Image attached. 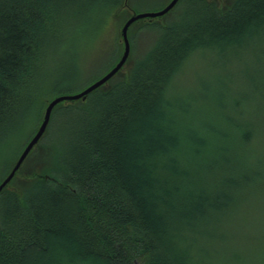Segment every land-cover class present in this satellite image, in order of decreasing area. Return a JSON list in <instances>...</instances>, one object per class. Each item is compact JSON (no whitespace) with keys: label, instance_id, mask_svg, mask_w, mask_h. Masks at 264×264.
Here are the masks:
<instances>
[{"label":"trees","instance_id":"16d2710c","mask_svg":"<svg viewBox=\"0 0 264 264\" xmlns=\"http://www.w3.org/2000/svg\"><path fill=\"white\" fill-rule=\"evenodd\" d=\"M108 1L103 19L125 22ZM74 4L0 0V181L47 103L100 78L79 86ZM163 21L136 22L127 68L54 108L20 172L37 176L0 196V264L58 242L73 257L55 264H263L264 0H180ZM195 61L207 70L181 98Z\"/></svg>","mask_w":264,"mask_h":264},{"label":"rangeland","instance_id":"374dc122","mask_svg":"<svg viewBox=\"0 0 264 264\" xmlns=\"http://www.w3.org/2000/svg\"><path fill=\"white\" fill-rule=\"evenodd\" d=\"M166 1L167 0H147L143 4L142 0H128V5L130 4L129 7L131 6L135 8L137 7L135 6V4L138 5L140 3L141 6L137 7V10L135 11L152 12V11H158L162 9L170 0H168L167 2ZM75 2L76 4L74 5H76V7L73 12V19L71 20L79 19L81 15L82 16L84 15L85 11L87 13V16H89V20H88L89 23L84 24V26L82 27L83 28L82 33L80 32L78 34V37H83V38L79 41L78 45H76V52L78 53L79 57L82 56L81 65L84 68V74L82 77V81L79 82V86H81L82 84L85 86L87 85L88 82H91V80L93 81V79H95L96 77H101V75H104L108 71L105 65L111 56L120 55L121 57L122 52H123V44L119 41L120 39L119 35H120L121 27L124 22L121 18H116V19L110 18L109 15L111 11L109 13H106L109 20L107 21V19H103L104 17L103 14L104 12H106L108 5H109L108 0H97L96 2L92 0H82V1L75 0ZM98 2L99 4H96ZM91 5H95V6L93 7V9L90 10V13H89L88 11ZM122 12L123 13L120 17L124 18L125 11L122 10ZM127 18L128 17L126 16L125 19L127 20ZM102 20L104 21L103 23H102ZM72 25L74 24L72 23ZM143 40L144 39H141L140 42H143ZM145 46L146 44L144 41L142 44L138 45L137 47L141 52H143ZM68 47L69 46H66L64 48H68ZM201 64L203 63L202 62L199 63V61H195V63H193L190 69L191 70L190 71L191 74H189L190 76L188 78L184 77L185 79L184 78L182 79L183 88L181 89V93H179V97L187 98L188 89L192 85L191 77L193 78L195 71L200 70L202 74L206 72L207 68L200 69L199 66ZM234 68L235 66L228 65V69H234ZM35 123H36V118H34L32 121L30 120L24 123L23 126H26V127L24 128L25 130L23 132V135L19 136V140L16 143H15V140H13V143L15 144L9 149L8 154L12 151V149L18 146V144H20L21 142L23 143L26 140V138H28V136L32 133L34 129ZM23 149L24 147L20 150V153L22 152ZM20 153L18 154V156L20 155ZM18 156L16 157V159L18 158ZM1 158L2 157H0V162L3 160V158L2 160ZM255 225L256 227L264 226V219L255 220ZM261 239H260L261 241L260 246L263 250L262 260L264 264V239L263 240ZM50 250L51 251L49 252H39V253L36 252L34 254H36L35 257L37 259L35 257H33L32 259L30 258L29 259L30 261H33V262L35 260L34 264H55L54 259L59 260L60 256L63 255V253L64 254L67 253V255L72 256V254L70 253L69 247L59 242L51 243Z\"/></svg>","mask_w":264,"mask_h":264},{"label":"water","instance_id":"95a60500","mask_svg":"<svg viewBox=\"0 0 264 264\" xmlns=\"http://www.w3.org/2000/svg\"><path fill=\"white\" fill-rule=\"evenodd\" d=\"M180 0H170L162 9L158 11L152 12H137L134 9H131L128 5V0H123V6L120 11L128 10L129 16L127 20L123 23L120 30V39L119 41L123 44V52L118 60V62L106 72L103 76H101L96 81L87 85L84 89L77 93L73 94H62L51 99L44 110L43 117L41 122L34 133V135L30 138L14 164L12 165L8 175L0 182V196L5 189H13L11 186V182L15 177H19L21 179L30 180L34 179L37 174L34 176H26L25 174H21V170L25 165L30 154L38 147L40 141L45 136L50 121L52 117V112L54 108L61 103H75L77 101H86L88 96L98 90L102 86L108 85L109 81L114 78L120 71H124L127 67V62L131 55V43L129 39V30L130 28L137 22H154L159 21L163 22V18L168 15L178 4ZM211 1V0H209ZM221 1V0H218ZM120 12H118L119 14Z\"/></svg>","mask_w":264,"mask_h":264},{"label":"bare ground","instance_id":"6f19581e","mask_svg":"<svg viewBox=\"0 0 264 264\" xmlns=\"http://www.w3.org/2000/svg\"><path fill=\"white\" fill-rule=\"evenodd\" d=\"M130 43H131V42H130ZM107 72H108V71H107ZM101 76H103V75H101ZM71 94H73V93H71ZM29 140H30V139H29ZM27 143H28V142H27ZM25 146H26V145H25ZM25 146H24V147H25ZM15 161H16V160H15ZM13 164H14V163H13ZM7 175H8V173H7V174H6V175H5V176H4V177L1 179V181H0V182H2V181H3V179H4V178H5ZM15 179H16V177H15V178L12 180V182H13ZM12 182H11V183H12Z\"/></svg>","mask_w":264,"mask_h":264}]
</instances>
